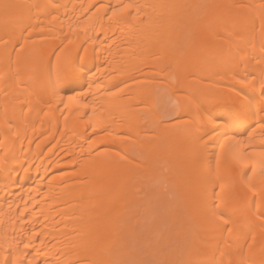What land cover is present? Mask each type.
Returning <instances> with one entry per match:
<instances>
[{
  "label": "bare ground",
  "instance_id": "bare-ground-1",
  "mask_svg": "<svg viewBox=\"0 0 264 264\" xmlns=\"http://www.w3.org/2000/svg\"><path fill=\"white\" fill-rule=\"evenodd\" d=\"M264 0H0V264H264Z\"/></svg>",
  "mask_w": 264,
  "mask_h": 264
},
{
  "label": "snow or ice",
  "instance_id": "snow-or-ice-1",
  "mask_svg": "<svg viewBox=\"0 0 264 264\" xmlns=\"http://www.w3.org/2000/svg\"><path fill=\"white\" fill-rule=\"evenodd\" d=\"M260 123H261V125H264V120H262Z\"/></svg>",
  "mask_w": 264,
  "mask_h": 264
}]
</instances>
